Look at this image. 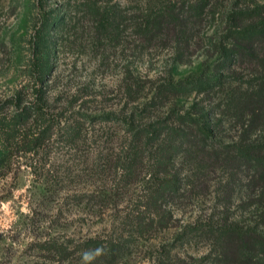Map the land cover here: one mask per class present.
<instances>
[{"label": "rangeland", "instance_id": "374dc122", "mask_svg": "<svg viewBox=\"0 0 264 264\" xmlns=\"http://www.w3.org/2000/svg\"><path fill=\"white\" fill-rule=\"evenodd\" d=\"M203 2L205 11L186 28L191 46L180 55L174 29H156L147 37L140 22L146 14L166 10L194 14L190 5L201 0H0V113L7 116L20 108L16 105H32L39 90L46 111L59 118L45 148L15 157L0 174V264H61L39 243L54 238L75 244L105 234H121L134 244L122 264H158L160 253L159 264H218L207 237L181 238V233L185 226L225 218L248 222L252 207L244 178L225 188L230 175L220 166L180 159L184 195L172 204L178 225L141 236L130 214L144 180L121 174L119 184L114 171L100 167L108 147H73L58 140L60 127L74 120L122 133L118 120L123 114L146 110L138 118L148 121L174 105L185 111L195 101L206 108L219 105L212 114L220 122L217 135L226 143L240 140L241 125L222 104L234 92L256 88L263 64L245 59L220 70L227 80L210 95L192 91L161 99L159 88L169 79L212 72L218 52L208 43L211 37L225 42L230 28L248 22L229 18L251 15L264 0ZM121 9L127 15L123 26ZM251 134L264 138V131L246 138ZM92 192L100 196L96 201L75 197Z\"/></svg>", "mask_w": 264, "mask_h": 264}, {"label": "trees", "instance_id": "16d2710c", "mask_svg": "<svg viewBox=\"0 0 264 264\" xmlns=\"http://www.w3.org/2000/svg\"><path fill=\"white\" fill-rule=\"evenodd\" d=\"M203 1L190 5L189 11H194V14L171 10L146 14L139 29L144 26L147 37L154 36L156 29H174L178 53L183 55L191 46L192 39V35L186 33V28L193 17L198 19L205 11L207 3ZM126 17L121 9V26L126 22ZM232 18L248 22L230 28L225 42H216L211 37L208 43L218 52L212 72L202 70L191 77L169 79L159 88L161 99L189 95L192 91L210 95L227 80L220 70L229 68L237 61L247 59L264 65V3L255 6L251 15L231 16L229 19ZM35 40V46L39 47L38 38ZM36 93L37 102L32 105H16L20 108L11 115L0 113V174L15 157L45 148L55 133L59 118L57 114L46 111L39 90ZM222 105L234 114L241 125L243 134L238 141L223 142L217 135L219 119L212 115L217 105L206 108L198 101L185 111H180L174 105L165 115L148 121L138 118L146 110L123 114L118 120L122 133L121 128H95L85 126L81 120H74L72 124L60 127L58 140L73 147H108L110 152L102 157L100 167L103 166L108 172L114 171L115 176L120 177L119 184L121 174L127 180H137L139 177L144 180L142 192L130 214L141 236H150L157 228L169 229L178 225L176 208L172 204L180 201L184 195L180 159L192 157L220 166L230 175L224 182L225 188L236 186L237 180L244 178L246 201L252 207L248 222L225 218L212 224H191L184 227L187 229L181 233V238L188 234L207 237L212 242L214 260L218 264H264V138L261 135L252 138V134L246 138L251 132L264 131V74L256 88L234 92ZM75 197L78 200L87 198L88 201L95 198L93 201H96L100 196L92 192L75 194ZM115 220L121 229V216ZM39 245L42 251L58 257L61 264H122V260L129 258L135 247L121 234L90 237L75 244L48 238ZM97 249L101 250L99 255L89 261L84 260L86 252L94 253ZM157 249L155 255H158ZM161 255L156 256L158 264L162 261Z\"/></svg>", "mask_w": 264, "mask_h": 264}, {"label": "clouds", "instance_id": "9594fccd", "mask_svg": "<svg viewBox=\"0 0 264 264\" xmlns=\"http://www.w3.org/2000/svg\"><path fill=\"white\" fill-rule=\"evenodd\" d=\"M100 251H101V250L97 249L94 253H93V252H86V253L84 254V260H85V261H89V260L93 259L94 256L100 254Z\"/></svg>", "mask_w": 264, "mask_h": 264}]
</instances>
